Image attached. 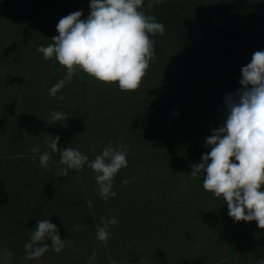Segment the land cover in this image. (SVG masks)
Listing matches in <instances>:
<instances>
[{"label": "rangeland", "instance_id": "1", "mask_svg": "<svg viewBox=\"0 0 264 264\" xmlns=\"http://www.w3.org/2000/svg\"><path fill=\"white\" fill-rule=\"evenodd\" d=\"M169 1L176 12L193 15L201 23H234L244 40L264 50V0ZM0 6L2 97L20 98L18 90L25 89L29 81L43 89L48 80L56 84L63 79L66 69L55 59L45 60L37 48L54 43L61 18L82 11L81 19L86 20L90 0H0ZM31 20L38 25L33 40L28 31L11 25L22 21L26 25ZM160 37L161 60L148 68L137 91H121L117 84H103L80 70L61 89L69 91L74 117L83 120L73 136H79L76 148L86 149L89 162L109 143L116 147L122 142L128 149V167L114 179L117 198L109 208L113 214L127 216L120 219L122 226L118 222L110 227L107 251L96 238L100 219L92 208L96 220L89 224L84 246L34 259H27L26 254L22 264H257L264 259V229L256 221L246 222L239 238L229 229L219 198L203 189V177L190 176L191 166L201 163L210 149L206 138L225 122L224 101L230 84L218 75L211 60L192 57L171 32ZM33 56L35 60L29 61ZM82 82H86V94L79 88ZM26 121L19 125L26 124L28 133L36 135L33 129L37 125L31 119ZM55 124L47 122L50 132L56 130ZM68 141L71 138L62 140L58 149L74 146ZM36 145L41 153L50 150L46 143L26 147ZM92 146L95 151L90 150ZM54 163L65 167L59 152L52 154L51 168ZM86 169L78 171L86 172L81 183L95 198L99 190L94 172ZM74 172L69 170L68 175L74 177ZM123 180L130 183L124 185ZM14 248L25 251L24 245ZM93 251L97 259L90 261Z\"/></svg>", "mask_w": 264, "mask_h": 264}, {"label": "clouds", "instance_id": "2", "mask_svg": "<svg viewBox=\"0 0 264 264\" xmlns=\"http://www.w3.org/2000/svg\"><path fill=\"white\" fill-rule=\"evenodd\" d=\"M143 6L144 0H90L91 13L86 20L81 19L82 11L61 18L57 24L58 35L52 38L54 43L37 48L45 60L55 59L66 69L65 77L49 89V95L56 97L78 69L103 84H117L121 91H137L150 61L155 59L154 42L149 34L163 36L165 33V25L141 11ZM148 7H152L151 3ZM241 73L242 88L225 97L224 124L206 138L211 151L202 156L201 163L191 166L190 176L192 179L203 177V189L227 203L228 215L235 222L256 221L264 229V51H256ZM58 99L62 102L65 97L60 95ZM50 119L53 124L65 121L68 116L65 111H52ZM59 140L57 135L45 141L51 153H41L40 146H34L32 161L38 156L40 166L49 167L52 154L59 152L60 163L65 167L56 175L64 177L69 170L80 171L87 164L94 172L100 198L105 202L109 197L115 198L114 179L121 169L128 167L126 146L122 142L116 147L109 143L89 162V157L78 149H58ZM90 150L95 151V146ZM129 183V180L122 181L124 185ZM87 203L92 206L91 200ZM117 223L115 217H101L96 225L97 240L107 246L112 237L109 229ZM48 240L51 250L57 254L72 243L60 238L54 223L40 220L30 242L24 245L27 259L47 253ZM96 259L93 251L89 260ZM257 264H264V259Z\"/></svg>", "mask_w": 264, "mask_h": 264}, {"label": "trees", "instance_id": "3", "mask_svg": "<svg viewBox=\"0 0 264 264\" xmlns=\"http://www.w3.org/2000/svg\"><path fill=\"white\" fill-rule=\"evenodd\" d=\"M150 3L151 8L148 7ZM140 10L144 11L146 15L154 16L156 22L163 23L165 31L171 32L184 50L191 51L192 57L201 56L211 60L218 71V75L229 82V94H234L242 88L239 83L242 79V67L251 62L256 51H264L255 42L244 40L234 23L219 25L201 23L193 15L176 12L169 0H159V2L157 0H144V6ZM11 25L18 28L19 31H28L31 40H33V35L38 26L35 20L29 21L26 25L23 21L12 22ZM149 36L154 42L155 53V59L150 61L149 67L154 68L161 60L163 47L159 33L149 34ZM47 46L45 45V47ZM28 60L34 61L35 58L33 56ZM42 60L43 58L37 61L41 62ZM54 83V80H48L44 83V88L40 89L35 83L29 81L25 89L18 90L16 96L20 94L21 97L17 99L3 98V95L0 94L2 176L0 208L2 212L6 208L10 211L23 212V214L15 215L14 221L17 219L19 228L24 226L26 238H31L38 221L48 219L54 223L59 230L60 238L72 242L71 246L65 247L61 252L63 253L68 249L70 252H74L76 247L85 245L90 229L89 224L96 220L92 214V208H95L99 219L106 216L115 217L120 222V226H122L120 219L126 217L127 213H123L121 216V214H113L109 211L117 197H109L108 201L105 202L96 190L95 198H91L84 191L81 183L86 179L85 171H81V174L78 171L74 172V177L70 175L67 177L57 176L58 170L62 168L60 165L54 163L52 168L51 166L45 168L40 166L38 156L33 162L32 156L23 157L20 155L30 152L32 149L27 148L26 145L45 144L48 138L51 140L57 135L60 137L58 144H62L64 139L71 138V141L68 142H72L74 146L71 147L77 149L75 143L79 142V136L76 138L73 135L83 120L73 115L74 109L69 91L61 90L56 97L49 95V89L55 85ZM85 85L86 82L79 84V88L84 94H86ZM60 95L65 97L62 102L58 99ZM225 110L227 113L226 106ZM52 111H65L68 119L63 122H55L56 130L50 132L46 125L47 122L52 125L50 119ZM26 119L33 120L37 125L33 129L37 130L36 135L28 133L30 129L26 124L19 125L20 122L25 121L26 123ZM78 150L82 154L86 151V149ZM210 151L211 149L207 153ZM40 152L42 151L40 150ZM84 169L90 170L87 165ZM97 187L96 185L95 188ZM89 200L92 201L91 207L87 203ZM219 201L221 213L229 229L241 238L246 222H235L228 215L227 203L222 198H219ZM46 207H51V210H47ZM77 226H81L79 231L76 230ZM47 243L49 244V251L43 256L57 254L51 250V241L48 240ZM103 247L104 252H106L107 247ZM15 252L21 254L23 251L16 249ZM58 264L60 263L58 262Z\"/></svg>", "mask_w": 264, "mask_h": 264}, {"label": "crops", "instance_id": "4", "mask_svg": "<svg viewBox=\"0 0 264 264\" xmlns=\"http://www.w3.org/2000/svg\"><path fill=\"white\" fill-rule=\"evenodd\" d=\"M1 185L2 176L0 159V193ZM18 214H23V212L10 211L7 208L2 212L0 208V264H22L23 262L20 261L23 260V255L27 254L24 250H22L23 252H21V254H16V248H14L30 242V238H26L25 236L24 226L22 225L21 228H19L17 219L14 221V216ZM26 263L28 262L25 261L24 264Z\"/></svg>", "mask_w": 264, "mask_h": 264}]
</instances>
